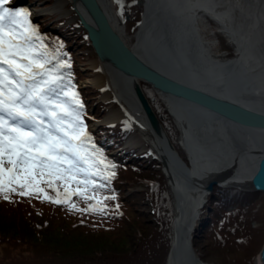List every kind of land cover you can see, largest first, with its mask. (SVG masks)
<instances>
[{"label": "bare ground", "instance_id": "6f19581e", "mask_svg": "<svg viewBox=\"0 0 264 264\" xmlns=\"http://www.w3.org/2000/svg\"><path fill=\"white\" fill-rule=\"evenodd\" d=\"M71 1L58 0L53 10L69 13L65 4ZM98 2L114 31L141 63L193 91L212 95L226 104L245 106L264 117V0H143L144 20L134 37V44L127 40L125 24L113 9V0ZM77 8L86 15L81 5ZM204 14L213 17L221 27V33L230 38L237 51L235 57L217 56L212 51L215 42L200 37L199 19ZM75 18L79 19L78 15ZM101 64L92 61L93 68L102 72L95 73L85 84L103 88V98L115 97L120 104L118 109L111 108L102 121L130 122L134 131L127 140L128 146L150 148L159 160L155 151L158 150L162 159L166 154L176 164L166 147V140L151 128L139 106L133 92L135 77L114 75L110 69L104 66L102 69ZM143 83L148 84L140 81L142 87ZM154 92L174 117L175 126L181 131L178 142L184 152L187 151L184 160L192 163L197 178L209 179L222 172L226 184L247 188L257 165L255 161L258 162V156L264 151L262 119L240 121L198 103L160 93L155 88ZM163 129L171 140L164 124ZM236 158L239 159L237 162ZM160 168L167 175L173 195L172 241L165 262L205 264L194 249L191 236L199 223L201 208L210 195L195 182L191 184L183 175L175 173L169 162ZM201 183L202 186L205 184Z\"/></svg>", "mask_w": 264, "mask_h": 264}, {"label": "trees", "instance_id": "16d2710c", "mask_svg": "<svg viewBox=\"0 0 264 264\" xmlns=\"http://www.w3.org/2000/svg\"><path fill=\"white\" fill-rule=\"evenodd\" d=\"M18 1L12 0L11 7L27 9L31 13L30 19L33 25L44 37V43L47 47L53 51L59 49L60 59L67 60L69 63L70 67L62 69V73L65 75V83L73 86L71 90L78 93L79 100L83 104L82 119L87 126L88 134L92 137L94 150L106 157V163L115 166L114 169H108L104 174L107 175L114 171L115 176L108 181H105L102 176L94 178L93 183L104 185V187L95 190L90 187L85 189L83 185L78 187L74 181H68L66 192L64 180L54 181L55 188H49L46 182L49 177L45 176V182L38 185L39 188L43 189V192L37 191L34 182L31 188L22 189L19 185L14 184L12 186L16 187L15 192L0 191V245L14 247L10 250L14 249L16 255L13 258L10 256L12 253H6L8 250L3 252L0 255V264H151V254L159 244V233L154 229V225L146 220V216L145 218L142 217L144 213L133 208L130 204V202L133 204L142 192L135 190L127 196H124V192L129 191L136 184L144 183V180L150 181L152 183L149 184L150 192L146 193L145 196L148 198L147 201L154 203L157 209L155 212L160 211V206L165 200L161 195L167 190L163 173L160 176L162 178L153 179L156 169H161L160 162L155 160L157 162L154 165L141 163L140 161L147 155L136 153L135 149L131 151L121 150L119 155L112 154L124 146L125 134L130 131L128 126L104 125L96 131L90 130L91 120H97L101 117L99 110L105 104L99 105L96 113H92L90 108V103L93 102L92 94L85 90L87 88H81L80 85V81L84 77L80 73L79 66H77L79 62L77 53L81 50L78 43L86 42V32L80 36L74 24H64L59 30L45 29L44 21L37 19L36 22L32 17L33 12L29 7V4H33L32 0H26L27 2L23 5L17 4L20 3ZM143 85L151 100L152 96L147 89L148 85L145 83ZM149 87L154 90L152 85ZM152 105L168 129L170 137L175 138L178 129L174 122H171L165 114V110H159L154 102ZM180 152L185 158L182 150ZM76 179L84 180L85 176L78 175ZM227 190H230L229 195L225 193ZM22 191L31 194L21 195ZM76 191H85L88 196H95L96 199H85L80 195L69 194ZM5 194L8 195V199L4 198ZM45 194L51 199H45ZM112 196L115 199H104ZM250 196H252L251 192L216 186L206 207L213 216V211L222 209V207L225 208L227 201L240 202L241 204L249 200ZM56 199H66L69 202L57 204L53 202ZM166 201L169 203L168 196H166ZM159 203L161 204L159 205ZM72 205L76 207L73 208ZM90 206L104 210L86 211ZM247 207L249 206L242 207L240 205L236 210L238 215L227 209V212H224L220 219H217V214L214 216L211 226L213 229L209 234L216 235L213 236L215 241L224 240V242H220V245L216 242L219 248L227 247V251L235 250L232 252L235 254L239 252L238 247H242L245 255L251 254L254 232L248 230L244 233L246 226H243L250 222V217L245 214ZM211 219V216L205 219L207 225ZM202 237L197 236L194 246L199 245ZM171 241L170 237V245ZM206 247L209 245L207 244ZM15 248H19V250ZM195 250L202 259V253L196 248ZM167 256L168 252L164 256L163 264L167 263L165 262ZM212 264L219 263L214 261Z\"/></svg>", "mask_w": 264, "mask_h": 264}, {"label": "snow or ice", "instance_id": "6c2138e0", "mask_svg": "<svg viewBox=\"0 0 264 264\" xmlns=\"http://www.w3.org/2000/svg\"><path fill=\"white\" fill-rule=\"evenodd\" d=\"M11 4L12 0H0V191L15 192L14 184L31 188L34 182L37 191L43 192L38 185L45 176L49 188H55L54 181L64 180L66 192L68 181L85 189L104 187L93 183L94 178L110 180L115 172H104L115 166L94 150L82 119L83 104L62 73L69 63L60 59L59 49L47 47L31 13ZM78 175L85 179L77 180ZM69 194L96 199L85 191ZM44 198L51 199L47 194Z\"/></svg>", "mask_w": 264, "mask_h": 264}, {"label": "rangeland", "instance_id": "374dc122", "mask_svg": "<svg viewBox=\"0 0 264 264\" xmlns=\"http://www.w3.org/2000/svg\"><path fill=\"white\" fill-rule=\"evenodd\" d=\"M58 0H32L33 4H29V7L32 9V17L33 19L37 22V19L44 21V26L45 29L47 28H53V29H58L60 27H62L64 24H74L77 27V32L80 33V36H82V33L85 32L84 29L81 27L79 28V26H81V23L79 21V19L75 18L76 13L72 10L73 6L72 3H66L65 4V9L67 11H69V13L66 12H62L60 10L55 11L53 10L55 8V6H57V2ZM143 0H113V9L116 10L117 15L120 17L121 22L124 25L125 28V34L127 36V40L130 41V43L134 44V37L137 34V31L139 29L140 24L143 22L144 20V13H145V7L144 4L142 3ZM18 4L23 5L25 4L27 1L26 0H19ZM31 2V3H32ZM59 5V4H58ZM46 21H45V20ZM138 22V23H137ZM199 27H200V31H201V38L206 39V40H211L212 42H215L212 48L213 53L217 54V56L225 54L228 57H235L237 55V51L236 48H234L230 42V38L225 35L224 33H221V31L219 29H221L220 26H218L217 21L214 20L213 17L208 16L207 14H204L202 17H200L199 19ZM80 40V39H79ZM86 42H79L78 47L81 48V50L77 53V55H79V62L78 65L79 66V70L81 71V75L84 77L81 79L80 81V85L81 88H87L85 90H88L91 94H92V98L93 102L90 103V108L92 110V113H96V111L98 110V106L105 104L104 107L100 108L99 110V114L101 115L100 118L93 119L91 120V125H90V130H97L100 126H112V127H117L119 125H125L129 127V132L127 134H125L124 140H123V145L120 150H115L114 152H112L113 155H119L120 151H131V150H136V153L138 152L139 154H148L149 156L145 157L142 161H140L141 163H146L148 164H156L155 160L156 159V155L155 152H153L152 149H146V148H137V147H133V146H128L127 144V140L129 139V137L131 136V133L134 131V126H132V124H128L122 121H119V123H105L102 120L107 116V113L110 111L111 108L113 109H118L119 108V102H116V98L115 97H111V98H103L105 91L103 90V88H100L98 86H93L91 84L86 85L85 82L88 78L90 77H94L95 73L97 72H102L101 69L98 68H93L92 65V61L96 60L97 62H100L98 55L95 53V51L92 50L90 43H87V32H86ZM102 65V64H101ZM103 69V65L101 67ZM148 85V84H146ZM105 87H108V84H106ZM144 88V87H143ZM147 89L149 90V92L151 93L150 96L151 97V104L156 105V107H159V110L163 111L165 110V114H167L168 118H170L171 122H174V117L171 116L169 109H167V107H165L164 103L161 101L160 97L154 92L152 87H149V85L147 86ZM109 90V87L108 89ZM145 91V90H144ZM112 96V95H111ZM90 99V101H91ZM153 106V105H152ZM158 116V115H157ZM159 118V117H158ZM161 120V119H160ZM162 121V120H161ZM175 124V123H174ZM173 127V125H171ZM174 128V127H173ZM178 129V132L175 133V138H171V140L173 141L175 147L184 153V157H185V153L184 152V148L180 145V142H178L179 137L181 135V131H179V128L176 127ZM112 132V130H110ZM149 145V144H148ZM146 149V150H145ZM158 162H160L158 160ZM162 163L160 162V167H161ZM157 171H155V176L153 179H157V178H162L160 177L162 175V173L165 175V173L163 172L162 169H156ZM165 181H166V185H167V190L162 192L164 203L160 206L161 209L160 211H156V207L154 206V203H152L151 201H147V196L146 193L150 192V185L152 184L150 181L144 180V183L142 184H136L134 185L135 187L130 188L129 191L126 190V192H124V196H127L130 192H133L135 190L140 191L142 193H140V195L138 196L139 198L136 199V201L132 204L130 202V204L132 205L133 208H136L137 210H140L141 212L144 213V215H142L143 218H145L146 216V220H148L149 222H151L154 226V229L157 230V232L159 233V238H158V246L156 249H154L153 253L151 254L152 256V262L151 264H163V260H165V255L168 252L169 254V249L171 247V245L169 244L170 242V237L172 238V223H173V195H171V187L168 182V178L167 175H165ZM133 184V183H132ZM219 187H223V188H228V189H238L241 191H247V192H251L252 196L249 197V200H246L245 202L241 203L240 202H236L235 201H227L226 202V207H222V209L213 211L214 215L212 216V213L207 209V202L208 199L206 200V203L204 204V206L201 208V214H200V220L199 222H203V224L200 223L197 224L199 231H197V234L199 236H203L202 240L199 241V245L194 246V249L196 248L197 250H199V252L202 253L203 258L201 260H203L205 263L207 264H212L214 261L218 262L219 264H260V258H259V254L262 250V246L264 244V194L261 191H256L253 192L251 190H242L240 188H237L236 186L233 187H225V186H219ZM216 188V186H215ZM214 191V190H213ZM213 191L211 193H213ZM230 190H227L225 193L226 195H229ZM166 196H168L169 199V203L168 201H166ZM161 203H159L160 205ZM206 205V206H205ZM245 207L246 205L249 206L247 207L248 209H246V213L247 217H250V222L248 225H243L244 228V233H246L248 230H252V232H254V242L251 244L252 249H251V254H247L245 255V251L244 248L242 247H238L237 250H239V252H236L235 254L232 253L235 250H232V252L227 251L226 248H219L218 245H220V242H224V240L222 241L221 239H218V241H215V238H213V236L215 237L216 235L213 234H209L211 232V230L213 229L212 223L214 221V216H217V219L221 216H223L224 212H227L226 210L228 209V211L232 212V213H236V215H238V211L237 208L239 206ZM250 209V210H249ZM213 210V209H212ZM241 211V210H240ZM160 216V217H159ZM212 217L211 221L209 222V224L207 225L205 222V219ZM216 218V217H215ZM158 219V220H157ZM209 234V235H208ZM209 237V238H207ZM193 239V238H192ZM195 240H197V237L194 238L193 240V245ZM218 245H217V243ZM209 245V247H211L209 249V247H206L207 244ZM11 248L14 247H10L8 245L6 246H1L0 245V255H2L3 252H6L7 250V254L12 253V255H10L11 257H15V250H10ZM21 248V246H20ZM18 249L19 248H15ZM213 261V262H210Z\"/></svg>", "mask_w": 264, "mask_h": 264}, {"label": "water", "instance_id": "95a60500", "mask_svg": "<svg viewBox=\"0 0 264 264\" xmlns=\"http://www.w3.org/2000/svg\"><path fill=\"white\" fill-rule=\"evenodd\" d=\"M71 3L81 23L79 28L82 27L84 31L87 32V43H90L92 50L98 55L103 66L108 68V70L110 69L109 71L114 75L118 74L125 78L128 75L135 77L133 82V92L139 102V106L140 108H143L144 114L146 118H148L151 128L159 137L166 140V147L170 151L171 156L174 157L176 164L171 157L166 154L162 159L161 153L158 150H155L158 154L159 161L164 165L169 162L175 173L183 175L187 182H192L191 184H194L193 182H195L197 186L206 191L207 195H211L215 186H235L226 184L223 180L226 176H224L222 172L221 174L218 173L215 176L213 175V177H208L209 179L200 176V178H197V173L193 172L194 169L192 163L190 162L189 164L188 161L184 160L180 152L175 148L172 140L169 139L165 129H163V123L160 118H158L155 108L152 106L148 96H146L140 81L147 82L160 93L172 97L174 96L183 101L186 100L198 103L215 113H220L228 117L233 116L240 121L246 120L247 118H254L262 119V123H264L263 115L256 113L253 110L251 111L245 108V106L223 103L219 98L198 91H193V89L187 87L185 84H180L162 74L160 75V73H157L153 67L141 63L131 49L125 45L118 32L114 31L112 28L110 20L104 9L101 8L98 0H72ZM77 5H81L83 10H85L84 12L86 15L78 10ZM254 153L256 154V152ZM258 158V162L255 161L257 163L255 171L249 178V186L247 188L241 187L242 190L252 189L264 193V151L258 156ZM238 160L239 159L236 158L235 162ZM185 173H188V175H185ZM201 182H204L205 184L202 186ZM199 223L200 226L203 224V222ZM197 231H199L198 226L196 227L194 234L191 236V239L199 236ZM262 247L263 248L259 254L260 264H264V244Z\"/></svg>", "mask_w": 264, "mask_h": 264}]
</instances>
